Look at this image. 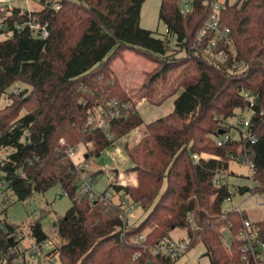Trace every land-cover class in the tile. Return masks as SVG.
I'll return each mask as SVG.
<instances>
[{
	"label": "trees",
	"instance_id": "16d2710c",
	"mask_svg": "<svg viewBox=\"0 0 264 264\" xmlns=\"http://www.w3.org/2000/svg\"><path fill=\"white\" fill-rule=\"evenodd\" d=\"M146 1L41 0L40 11L29 15L18 8L2 20L0 100L9 96L13 105L0 117V155L10 153L4 155L8 166L0 170L5 183L0 220L12 205L10 195L25 202L59 186L72 204L56 222L60 242L51 252L56 264H176L200 242L210 264H248L241 231L245 219H251L243 210L223 212L232 191L219 176H228L231 163L243 164L248 157L255 185L246 190L264 194V0L223 5L218 0H191L186 14L181 0H162L159 19L167 28L163 38L141 27ZM215 2L222 7L218 17L230 31L231 49L223 41L212 48L218 37L214 32L204 39L198 36ZM33 20L48 26L47 38L35 36L29 26ZM173 43L185 54L173 55ZM221 49L228 53L225 62L215 59ZM126 50L156 62L141 98L160 105L181 93L171 114L147 124L148 135L136 147H127L136 186L119 185L117 173L104 194L90 199L79 191L88 160L101 157L144 123L113 69L118 53ZM184 65L190 70L176 87L165 94L156 88L160 79ZM15 83L30 90L19 87L20 94L16 90L8 95ZM25 107L28 112L23 114ZM117 109L120 115L112 117ZM236 110L253 112L250 127L220 146V133L232 130L223 123ZM79 145L88 149L85 166L73 161ZM238 190L244 194L245 188ZM119 194L147 213L143 221H122V207L112 198ZM253 223L264 241V218ZM4 224L0 250L8 252L17 244L8 236L17 229ZM229 225L230 252L222 232ZM28 230L38 244L49 239L39 221L30 223ZM176 230L184 234L178 240L189 243L185 253L157 254V244L175 239ZM142 234L145 239L139 241Z\"/></svg>",
	"mask_w": 264,
	"mask_h": 264
},
{
	"label": "rangeland",
	"instance_id": "374dc122",
	"mask_svg": "<svg viewBox=\"0 0 264 264\" xmlns=\"http://www.w3.org/2000/svg\"><path fill=\"white\" fill-rule=\"evenodd\" d=\"M181 1L183 2L184 0ZM226 1H229L230 4H234L238 0H218L222 5ZM161 3L162 0H147L142 6L143 9L140 19L141 27L145 30L154 32V35L159 38H163V35L167 32L165 23L161 22L159 19ZM36 10L40 11L39 9ZM118 54V57L113 62V69L116 72L119 83L123 85L128 96L136 103L137 111L141 115L144 123L139 128H136L134 132L117 141L114 146L108 147L102 153L101 157H91V159L88 160L87 166H85V156L88 152L86 146L79 145L75 151L73 161L78 165L85 166V175H83L82 180L79 181V191L86 187L85 179L95 177L92 189L97 196L106 192L109 183L115 177L116 171H118V175L120 176L117 180L119 185L136 186L137 175L130 171L133 167V162L128 156L127 147L131 149L136 147L135 144L148 135V130L146 129L147 124L171 114L175 107V101L181 93L180 90V92L175 95L167 97L165 102L160 105L149 103L146 99L141 97L144 93L143 89L149 81V77L156 71V62L150 58H146L147 56L141 53L130 50L122 51V53L119 52ZM184 54L185 53L181 52V49L177 48L173 43V55L179 57ZM158 68L159 70L161 69L159 65ZM189 68V65H184L179 68V70H175L168 74L164 80L160 79V81L157 82L156 88H159L158 90L160 92L163 91L164 94L167 93L179 84L180 78L188 73L190 70ZM19 87H22L24 92L28 89L30 90L29 86L27 87L22 83H15L7 91V94H12L18 90ZM11 105H13V103L9 100V96H5L0 100V117L10 113L11 108L9 106ZM27 112L28 109L25 107L22 113L25 114ZM252 115L253 112L250 110H236L235 116L227 118L223 125L232 127L231 134L238 137L239 130L244 127L243 120H250ZM140 133L142 134L140 135ZM136 135H139L136 141H132L133 137ZM206 158L211 161L218 160V158L209 156H206ZM229 172L228 176H219L221 182L228 183L232 191V198L223 205V212L228 214L241 207L243 211L248 213V216L253 221L264 218V207L257 209L255 207V200L252 198L251 193L247 191L252 185L248 166L244 163L240 164L238 162H233L230 165ZM123 176L124 181L119 182L123 179ZM165 187L166 185H164V189ZM239 188H245L244 194L239 192ZM3 193L2 182L0 180V212L4 210L5 207L2 205L4 198ZM81 193L83 192L81 191ZM114 201L119 204L121 203V200L118 198H114ZM10 203L12 205L7 208L5 213L1 214V219L3 220V224L6 222L16 227V236H26V243L29 244L28 226L33 221H39L42 223L46 234L49 235L50 242H52L53 246L60 242L56 232V222L67 213L72 203L68 195H65L59 186L50 189L44 195L34 194L31 199L25 202H18L14 195H10ZM146 216L147 213H145L142 208L138 207L128 221H130L131 224H138L143 221ZM3 228L6 230L5 224ZM172 235L175 239H181L179 236H184V234L177 230L174 231ZM206 251L207 249H205L204 244L200 242V244L195 245L192 250L178 260L176 264H210L209 259L205 256Z\"/></svg>",
	"mask_w": 264,
	"mask_h": 264
},
{
	"label": "built area",
	"instance_id": "2783aa9c",
	"mask_svg": "<svg viewBox=\"0 0 264 264\" xmlns=\"http://www.w3.org/2000/svg\"><path fill=\"white\" fill-rule=\"evenodd\" d=\"M41 0H0V27L2 26V20H4L6 17L11 16L16 9H20L24 14L28 13L29 15H32L33 12H37L36 9H41L40 5ZM191 0H184L182 2L183 7V14H186L187 12L191 11L190 6ZM213 10L214 13L208 18L203 30L199 32L198 36L200 39L206 38V35H208L210 32H214L217 37V39H214V43H212V48L216 47L218 42L223 41L228 46L231 45V42L229 41V29L224 28L219 21L218 14L221 10V5H218V3H213ZM59 8V7H57ZM29 26L31 30L34 31V34L39 39H45L48 37V26L43 25L42 23L36 22L33 20L29 23ZM231 49V46H230ZM228 53L227 51H224L223 49L220 50V52L217 53L215 56V59L218 62H225L227 60ZM23 90L20 88L17 92L20 94ZM248 100L251 101V106H254L253 98L249 94H246ZM126 106V105H125ZM128 107V106H126ZM112 117L119 116L120 112L117 110L113 111L111 113ZM250 120H244L243 121V128L239 131L240 134L246 133L248 130ZM246 135V134H245ZM234 135L231 133H225L221 135L220 139H217V142L220 146L227 144L228 141L234 139ZM252 143H255V139L251 138ZM10 154L9 152H6L3 155H0V170L4 169L8 166L7 160L4 159V155L7 156ZM196 161H199V156H194ZM244 164L248 166L250 177L252 176L253 171V163L248 159V157H245ZM251 179V178H250ZM252 181V179H251ZM92 180L87 181L86 180V187L82 189L83 194H86L90 197V199L95 197V193L92 189ZM215 183L217 185L220 184L219 180H215ZM255 183L252 181L251 187H253ZM2 187H5V183H2ZM65 195H68L65 193ZM122 194H119L114 198H118L121 200V203H117V205L121 206L122 208V214L121 219L122 221H128L129 218H131V215L138 209L139 205H135L132 201H130L127 197L123 198L121 197ZM252 198L255 200V207L257 209L264 207V194H256L251 193ZM239 211L243 210L241 207L238 208ZM190 221H193L192 217H190ZM4 227V224H2V220H0V229ZM4 229V228H3ZM230 225L229 227H224L222 229V232L224 233L223 237V244L225 248H227L230 251H232L231 247V239L233 238L231 233H229ZM26 237V236H25ZM25 237H20L12 235L8 236V239H10L11 242L16 241L17 244L10 248L8 252H4L3 250H0V264H56L57 257L53 255L51 252L54 250L55 245L53 246L52 242H50V239L46 241L43 244H38L35 240L29 239V244L26 243ZM241 237L246 239L247 243L243 247V260L245 263L248 264H264V241L259 238L257 229L253 223L252 220L245 219L244 221V227L241 231ZM145 239V235H140L139 241H143ZM188 242L181 241L178 239H169V240H162L160 241L157 246L155 247V251L157 254H162L166 256H172V257H178L179 255H182L185 253Z\"/></svg>",
	"mask_w": 264,
	"mask_h": 264
},
{
	"label": "crops",
	"instance_id": "0c3cea01",
	"mask_svg": "<svg viewBox=\"0 0 264 264\" xmlns=\"http://www.w3.org/2000/svg\"><path fill=\"white\" fill-rule=\"evenodd\" d=\"M120 79H121V77H120ZM134 132V131H133ZM132 133V132H131ZM142 133H140V135H141ZM129 135V134H128ZM137 136H139V135H136V136H134L133 137V139H132V141H136V139H137ZM134 143V142H133ZM136 145V144H135ZM120 177V176H119ZM124 181V176H123V179L122 180H120L119 182H123ZM180 238H181V236H179ZM179 239V238H178Z\"/></svg>",
	"mask_w": 264,
	"mask_h": 264
},
{
	"label": "water",
	"instance_id": "95a60500",
	"mask_svg": "<svg viewBox=\"0 0 264 264\" xmlns=\"http://www.w3.org/2000/svg\"><path fill=\"white\" fill-rule=\"evenodd\" d=\"M220 134H221V135H223V134H224V132H221ZM85 158H87V156H86ZM117 173H118V171H116V174H117Z\"/></svg>",
	"mask_w": 264,
	"mask_h": 264
}]
</instances>
